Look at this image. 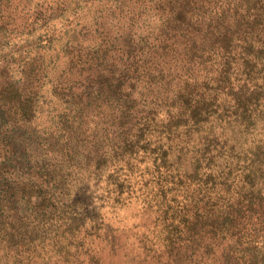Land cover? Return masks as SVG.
<instances>
[{
	"label": "trees",
	"instance_id": "trees-1",
	"mask_svg": "<svg viewBox=\"0 0 264 264\" xmlns=\"http://www.w3.org/2000/svg\"><path fill=\"white\" fill-rule=\"evenodd\" d=\"M81 1L0 0V44H48ZM112 3L121 28L97 42V83L67 85L72 103L97 97L112 172L96 205L50 164L69 145L41 144L26 176L1 128L0 264H101L106 249L122 264H264V0ZM26 62L16 99L0 92L7 122Z\"/></svg>",
	"mask_w": 264,
	"mask_h": 264
},
{
	"label": "rangeland",
	"instance_id": "rangeland-1",
	"mask_svg": "<svg viewBox=\"0 0 264 264\" xmlns=\"http://www.w3.org/2000/svg\"><path fill=\"white\" fill-rule=\"evenodd\" d=\"M112 2L82 0L80 5L70 10L66 19L54 22L44 31L48 36L56 37L48 44L37 42L23 47L0 44V92L20 81V65H23V59H27L24 67L28 74L22 82L17 112L12 117L19 118L20 104L28 113L9 122L0 118V129L10 135L14 145L15 161L12 164L16 167L11 166V169L26 176L32 174L31 165L44 153L41 144L61 151L64 142L69 145V151H65L62 158L50 159L55 174L69 194L85 192L96 205L97 184L111 174L115 152H112V145L97 137V97L89 100L85 96L72 103L67 85L69 83V87L74 85L73 90L79 88L82 91L87 89L89 82L97 83V42L121 28V24L114 23L118 14L113 11ZM100 15H103L102 19ZM99 21L104 23V27L98 28ZM90 59L92 63L85 61ZM57 84H60L58 88ZM6 96L13 100L17 93H7ZM3 109L7 107H2L0 114L7 116ZM81 120L84 124L76 131ZM86 120L89 128H93L90 135L91 130L85 128ZM103 125L100 123V127ZM68 139H71L70 143ZM103 151L109 153L101 158ZM102 258L101 264L123 263L119 250L111 252L106 249Z\"/></svg>",
	"mask_w": 264,
	"mask_h": 264
}]
</instances>
